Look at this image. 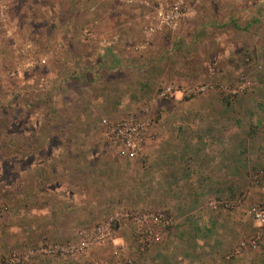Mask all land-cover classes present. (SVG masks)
<instances>
[{
	"label": "rangeland",
	"instance_id": "rangeland-1",
	"mask_svg": "<svg viewBox=\"0 0 264 264\" xmlns=\"http://www.w3.org/2000/svg\"><path fill=\"white\" fill-rule=\"evenodd\" d=\"M259 205L264 0H0V264H264Z\"/></svg>",
	"mask_w": 264,
	"mask_h": 264
},
{
	"label": "built area",
	"instance_id": "built-area-1",
	"mask_svg": "<svg viewBox=\"0 0 264 264\" xmlns=\"http://www.w3.org/2000/svg\"><path fill=\"white\" fill-rule=\"evenodd\" d=\"M182 14L178 10L170 11L166 16L161 13L160 18L173 23ZM176 24V23H175ZM145 126L137 124L133 120L118 123L112 126L107 134L108 143L114 147H118L122 155L136 156L141 150L142 138L144 136ZM252 214L261 227H264V205L254 207ZM105 227L100 226L95 232V238L98 241L105 239ZM51 249V248H50ZM49 249V251H50ZM48 252L47 249L42 250Z\"/></svg>",
	"mask_w": 264,
	"mask_h": 264
}]
</instances>
